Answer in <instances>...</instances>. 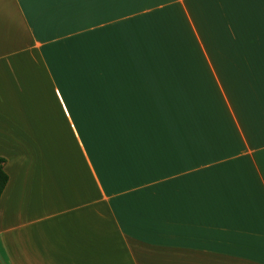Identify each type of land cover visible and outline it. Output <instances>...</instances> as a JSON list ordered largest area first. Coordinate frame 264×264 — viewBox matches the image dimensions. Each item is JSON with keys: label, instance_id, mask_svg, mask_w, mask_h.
<instances>
[{"label": "crops", "instance_id": "0c3cea01", "mask_svg": "<svg viewBox=\"0 0 264 264\" xmlns=\"http://www.w3.org/2000/svg\"><path fill=\"white\" fill-rule=\"evenodd\" d=\"M0 157V264H264V0H0Z\"/></svg>", "mask_w": 264, "mask_h": 264}, {"label": "rangeland", "instance_id": "374dc122", "mask_svg": "<svg viewBox=\"0 0 264 264\" xmlns=\"http://www.w3.org/2000/svg\"><path fill=\"white\" fill-rule=\"evenodd\" d=\"M160 14V13H159ZM159 14H157L156 15V17H155V19L158 21V17L160 18L161 17V15H159ZM161 23L160 24H158V22H157V27H156V30H157V37H158V33H162V35H163V37H165L166 38V41H165V43L166 42H168V41H170L173 37L174 38H178V37H176L174 34H172L170 31H169V29H168V27H164L163 28V23L164 22H169L170 23V20H168V19H166V18H163L162 17V19H161ZM137 32V31H136ZM137 41H135V46L137 47V45H138V43H136ZM138 49H139V45H138V47H137ZM189 48H190V46L188 45V47H180V46H178L177 44H175L174 42L173 43H171L170 44V48L169 47H167V49H169L168 50V52H170V53H177V52H185V53H191L190 52V50H189ZM189 50V51H188ZM201 52V51H200ZM170 56V55H169ZM94 63H92V62H90L89 63V66H88V68H89V70H90V73H92V74H94L95 73V65L94 66H92ZM135 64V63H134ZM165 64V67L167 68V70H169V68H171V64L169 63V62H159L158 64H157V62H156V66L157 67H160V69H161V67L163 66ZM141 65H143V63H141ZM140 65V66H141ZM185 65H191L190 63H189V61L187 60V62L186 61H177V62H174V70L173 71H177V69H176V67H181V66H185ZM218 61L217 60H215V59H213L212 60V65L210 66V68H211V70H209V72H212L213 71V73L214 72H216V73H218L217 74V77H220L219 79H220V82H221V84L223 85V88H221V90H222V93L223 92H225V94L227 95V99L231 102V100H232V97H231V95H229V93H228V87H226L225 85H226V82H224V77L223 76H221V74L219 73V69H218ZM92 66V67H91ZM98 68H96V70H97ZM190 69H193V70H195V67L193 66V65H191V67H190ZM156 70V69H155ZM159 70V69H158ZM205 70H208V68L206 67L205 68ZM182 77H184L185 75H181ZM190 76L191 75H188V79H187V82L190 80ZM201 77V72H200V75L198 76V78H200ZM203 78H204V80L205 81H213L214 80V77L213 76H211V77H208V76H206V75H203ZM186 78L184 77V79L183 80H185ZM91 80V82H94V83H96V81H95V79H90ZM98 84V83H97ZM191 85H189L188 83H187V87H190ZM224 90V91H223ZM213 97H215L214 98V102H219L218 101V97H220L221 95L219 94V95H217V94H213L212 95ZM231 99V100H230Z\"/></svg>", "mask_w": 264, "mask_h": 264}, {"label": "trees", "instance_id": "16d2710c", "mask_svg": "<svg viewBox=\"0 0 264 264\" xmlns=\"http://www.w3.org/2000/svg\"><path fill=\"white\" fill-rule=\"evenodd\" d=\"M4 161L5 159L0 157V196L8 180V175L4 170Z\"/></svg>", "mask_w": 264, "mask_h": 264}]
</instances>
